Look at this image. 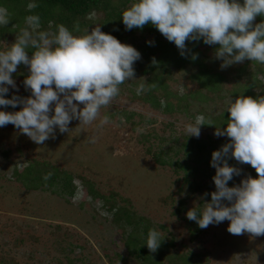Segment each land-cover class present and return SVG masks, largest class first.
<instances>
[{
	"label": "rangeland",
	"instance_id": "374dc122",
	"mask_svg": "<svg viewBox=\"0 0 264 264\" xmlns=\"http://www.w3.org/2000/svg\"><path fill=\"white\" fill-rule=\"evenodd\" d=\"M88 19L92 25L84 30L91 31L99 26L101 15ZM28 27L25 22L19 30L0 35V51ZM155 40L167 41L159 31L157 37L136 32L127 45L142 47ZM217 48L202 46L200 62L221 77L220 92L200 87L196 66H173L164 78L166 91L154 95L161 108L164 99L169 101L170 112L154 110L140 99L143 92L138 94L136 83L148 77L138 75L120 85L119 95L100 110L96 121L79 125L73 120L68 133L56 130L55 138L43 144H35L11 124L0 127V264H141L125 246V234L132 227L124 232L128 226L115 222L110 206H124L135 217L148 220L171 241L173 247L165 254L180 264H264V234H231L227 220L201 229L186 217L189 210H201L210 202L208 194L216 190L211 154L230 138L214 135L216 128L227 126L215 121L228 115V98L235 100L232 91L252 83L253 95L264 93V64L245 60L221 69ZM28 75V67L18 65L12 74L16 88L8 86L6 99L31 96L23 84ZM20 110L19 105L0 108ZM200 114L212 126H201L198 138L188 136L185 125ZM104 115H109L110 123L100 126ZM90 137L96 142L89 143ZM227 162L240 170L228 187L239 186L248 176L257 178L250 165L233 158ZM35 165L57 171L60 179L55 184L24 181L26 168ZM66 177L71 179L72 193L61 186ZM87 189L106 200L87 196ZM179 256L186 260H178Z\"/></svg>",
	"mask_w": 264,
	"mask_h": 264
},
{
	"label": "clouds",
	"instance_id": "9594fccd",
	"mask_svg": "<svg viewBox=\"0 0 264 264\" xmlns=\"http://www.w3.org/2000/svg\"><path fill=\"white\" fill-rule=\"evenodd\" d=\"M37 6L35 0L28 5L29 9ZM257 16L264 17V0H135L121 19L126 30L151 24L182 56L188 51L186 41L202 39L205 45H218L215 58L224 69L245 60L264 64V20L254 25ZM9 23L8 9L0 6V27ZM26 24L29 27L21 29L15 42L0 51V108L21 106L16 112L0 111V127L11 124L35 144H43L55 138L56 130L68 133L73 120L79 125L96 121L100 110L119 95L120 85L137 80L133 65L140 53L102 32L100 26L74 35L64 24L55 25L54 31L39 30L38 15L27 16ZM197 58L192 54V60ZM18 65L28 67L23 84L31 96L6 99L8 86L16 88L12 74ZM156 86L144 80L137 92ZM226 111L227 126L216 128L214 135L230 141L211 154L216 190L208 194L210 202L201 210H189L186 217L201 229L227 220L231 234L260 236L264 234V96L238 95L234 101L229 97ZM108 123L109 115L99 121L100 126ZM204 125L212 126V122L197 115L185 125V132L198 138ZM88 142L95 143L96 138ZM228 158L250 165L257 178L248 176L239 186L228 187L233 176L240 175L239 169L229 166ZM162 240L159 231L149 229L144 245L155 252Z\"/></svg>",
	"mask_w": 264,
	"mask_h": 264
},
{
	"label": "trees",
	"instance_id": "16d2710c",
	"mask_svg": "<svg viewBox=\"0 0 264 264\" xmlns=\"http://www.w3.org/2000/svg\"><path fill=\"white\" fill-rule=\"evenodd\" d=\"M31 2L33 0H0V6L7 8L10 14V23L5 27H0V35L19 30L21 24L26 22V17L29 15H38L40 17L39 30L54 31L55 25L64 24L69 30L73 31L74 35H81L84 32V28L92 25V22L88 18L93 14H100L101 19L97 22L101 31L112 35L123 44H127L128 39H133L136 32L157 37L158 30L151 24H146L140 29H125L121 19L122 12L134 3L135 0H35L38 6L35 9H29L28 5ZM262 20H264V17L257 16L253 24H258ZM130 46L134 47L141 55V58L133 65L135 76L148 77L146 80L144 79L146 83H155L157 85L156 87L148 88L140 97L144 103H147L154 110L161 108L160 100H156L154 95L157 92L164 93L166 91L164 78L167 77L170 73V68L173 66L183 69L187 65H194L199 69L196 77L202 89L215 94H218L221 90V77L210 73L200 62V56L203 55V51L200 48L205 46L202 39L186 41V49L188 51L185 52L184 56L169 41L155 40L152 45L140 47L130 44ZM217 47L219 46L217 45ZM28 51V55L31 56L32 49H28ZM192 54H197L198 58L192 60ZM251 62L257 64L256 61ZM140 79L142 78L140 77ZM144 80L140 81L139 84L143 83ZM139 84L137 85L136 83V86L138 87ZM256 84L258 86L259 84L262 85V83L258 82ZM252 86V83L244 84L243 87L238 86L231 94L235 99L238 95L255 99L257 96L253 95L250 90ZM261 96H264V93ZM164 101L165 105L161 110L170 112L172 105L168 100L164 99ZM227 119L228 115L217 117L215 125H225ZM156 162L162 164L160 161L156 160ZM22 178L25 179L24 181L29 182L46 181L49 184H55L60 179V176L57 171L51 173L43 165H35L27 167L24 174H22ZM61 186L64 191L67 190L69 193H72L69 191L72 186L70 177H66ZM87 196L106 200L103 196L100 198L97 193L89 189H87ZM109 209L114 213L116 223L123 221L124 225L128 226L124 227V232L125 228L132 227L130 233L125 234V246L129 254L138 262L141 264H180L165 254L168 248L173 247L171 241H167L165 237L161 236L163 240L155 252H150L144 245L149 229H155L154 227H150L148 220L135 217L134 213H130L132 211H128L124 206L118 208L110 206ZM177 259L180 261L186 260L183 256H179Z\"/></svg>",
	"mask_w": 264,
	"mask_h": 264
}]
</instances>
